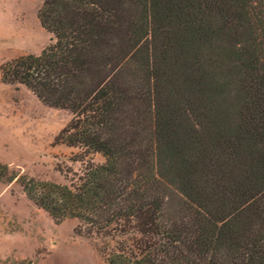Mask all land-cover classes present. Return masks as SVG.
Segmentation results:
<instances>
[{
    "label": "trees",
    "instance_id": "16d2710c",
    "mask_svg": "<svg viewBox=\"0 0 264 264\" xmlns=\"http://www.w3.org/2000/svg\"><path fill=\"white\" fill-rule=\"evenodd\" d=\"M41 1L51 43L0 82L70 114L80 169L27 199L105 264H264V0Z\"/></svg>",
    "mask_w": 264,
    "mask_h": 264
},
{
    "label": "rangeland",
    "instance_id": "374dc122",
    "mask_svg": "<svg viewBox=\"0 0 264 264\" xmlns=\"http://www.w3.org/2000/svg\"><path fill=\"white\" fill-rule=\"evenodd\" d=\"M41 2L0 0V64L51 43L37 19ZM69 119L23 86L0 82V264H105L109 239L77 235L76 220H53L20 185L23 177L67 184L59 170L80 169L73 161L80 150L55 140ZM86 159L104 162L98 154Z\"/></svg>",
    "mask_w": 264,
    "mask_h": 264
}]
</instances>
